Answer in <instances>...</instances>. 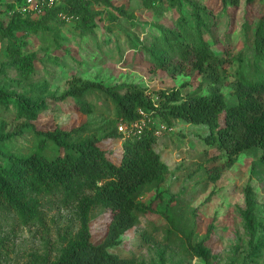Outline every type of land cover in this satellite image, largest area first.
Here are the masks:
<instances>
[{"label": "rangeland", "instance_id": "1", "mask_svg": "<svg viewBox=\"0 0 264 264\" xmlns=\"http://www.w3.org/2000/svg\"><path fill=\"white\" fill-rule=\"evenodd\" d=\"M116 6H125L134 18L117 16L116 21L106 17L111 10L94 5L96 17L94 30L82 31L76 20L61 15L50 21H42L36 33L18 31L15 43L21 52L36 58L35 71L28 78L7 64L10 60L8 47L13 45L0 34V89L8 92L26 93L41 86L46 95L59 96L74 78L102 82L106 85L136 83L150 92L180 88L184 94H208L210 88L197 75L172 77L165 71H154L141 45L153 35L159 26L174 27L184 16L191 20L190 6L183 0L181 11L172 7L168 0H157V10L143 4L142 0H113ZM212 12L213 25L204 34L215 53L230 56L225 79L232 83L240 74L251 75L254 63L252 46L254 26L264 13V3L258 0L247 5L242 0L238 7L224 9L220 0H193ZM16 3L22 8V0H0V20L8 23L12 10L8 4ZM39 20L36 13H27ZM117 14H115L116 16ZM230 87H225L228 101ZM94 107L85 113L72 98L57 102L47 100L49 109L36 121L41 131L57 128L70 131L80 126L96 129L115 116L114 105L101 93L89 95ZM157 128V152L169 166L166 182L160 187L148 186L140 201L152 204L153 211L141 214L138 225L122 237V243L110 251L125 258H136L147 264H157L164 257L165 264H207L201 257H193L188 251L190 244L204 240L211 251L210 264H264L262 254L250 257L249 242L252 239L246 225V188L252 186L257 195V217L263 224L260 235L264 237V167L260 163L262 152L252 150L241 154L237 163L224 169L218 181H213L215 168H223L226 154L206 144L203 137L208 129L177 121L171 127L159 119L151 118ZM23 121V120H21ZM14 107L0 105V127L6 123V132L16 129L20 123ZM145 122V121H143ZM143 124V123H142ZM124 125L123 135L132 132ZM120 131V130H119ZM123 139H105L99 146L114 163H120ZM34 134L27 130L23 135L7 142H0V151L16 155H30L37 150ZM8 162L0 153V164ZM256 164V165H255ZM162 198H157L158 193ZM42 222L23 225L17 217L0 206V264L40 263L42 259H57L66 238L77 233L80 224L71 210L63 209L58 200L43 199ZM110 216L95 209L91 213V229L95 244H100L110 222ZM257 236L256 239L259 237ZM255 239V240H256Z\"/></svg>", "mask_w": 264, "mask_h": 264}, {"label": "trees", "instance_id": "2", "mask_svg": "<svg viewBox=\"0 0 264 264\" xmlns=\"http://www.w3.org/2000/svg\"><path fill=\"white\" fill-rule=\"evenodd\" d=\"M145 7L157 10V0H142ZM191 8V20L181 16L174 27L159 26L158 35L142 43L141 48L154 71H165L172 77L197 75L210 88L208 94H184L180 88L150 92L136 83L106 85L102 82L74 78L70 87L61 95H46L41 86L32 92L17 93L0 89V105L16 110L20 123L13 131L0 127V142L10 141L27 130L36 137L37 150L30 155H16L0 151L8 162L0 164V206L14 214L23 225L43 220V199L58 200L63 209L71 210L80 224L77 233L66 238V245L57 259H42L31 264H147L136 258H125L110 250L122 243V237L139 223L141 214L153 211L152 204L140 201L148 186L160 187L169 174V166L156 150L157 128L151 118L159 119L168 127L177 121L208 129L203 137L206 144L226 154L223 168L217 167L211 178L218 181L224 169L237 163L239 156L260 150V163L264 167V13L254 26L252 46L254 63L251 75L240 74L235 81L225 79L230 56L214 52L204 34L210 32L213 15L193 0H184ZM224 9L238 7L242 0H220ZM253 5L258 0H246ZM264 3V0H261ZM24 4V0H22ZM181 11L183 0H168ZM102 5L111 11L106 17L116 21L117 16L134 18L123 5L113 0H66L54 7H46L35 21L21 11L16 3L8 4L12 10L8 23L0 20V34L13 45L8 47L7 64L28 79L35 71L36 58L21 52L15 43L18 31L36 33L42 21L61 15L73 18L82 31L97 27L92 6ZM115 14H117L115 16ZM0 68V73H4ZM230 87V97L224 88ZM101 93L115 108L114 118L96 129L80 126L70 131L55 129L41 131L36 121L49 107V98L63 102L72 98L85 113L94 107L88 101L92 93ZM145 121V122H143ZM132 128L127 136L119 131V124ZM143 123V124H142ZM105 139H123L120 163H114L99 146ZM256 165V164H255ZM157 198H162L159 192ZM100 210L110 216L106 235L100 244L92 241L91 213ZM257 195L252 186L246 188L244 218L253 236L249 242L250 257L259 256L264 250V237L259 236L263 224L257 217ZM259 236L257 239L256 237ZM210 237L190 244L193 257L203 258L210 264L211 251L205 245ZM256 239V240H255ZM3 241H0L2 246ZM157 264H165L161 257Z\"/></svg>", "mask_w": 264, "mask_h": 264}, {"label": "built area", "instance_id": "3", "mask_svg": "<svg viewBox=\"0 0 264 264\" xmlns=\"http://www.w3.org/2000/svg\"><path fill=\"white\" fill-rule=\"evenodd\" d=\"M64 1L66 0H24V5L22 6L21 11L25 14H41L46 7H54ZM124 128V125H121L119 130L124 132Z\"/></svg>", "mask_w": 264, "mask_h": 264}]
</instances>
